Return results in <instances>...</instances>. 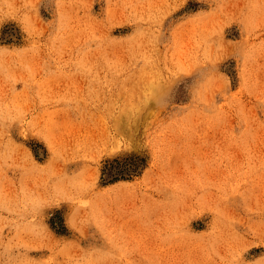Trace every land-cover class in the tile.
Returning <instances> with one entry per match:
<instances>
[{
  "label": "rangeland",
  "instance_id": "1",
  "mask_svg": "<svg viewBox=\"0 0 264 264\" xmlns=\"http://www.w3.org/2000/svg\"><path fill=\"white\" fill-rule=\"evenodd\" d=\"M0 230V264H264V0H0Z\"/></svg>",
  "mask_w": 264,
  "mask_h": 264
},
{
  "label": "bare ground",
  "instance_id": "2",
  "mask_svg": "<svg viewBox=\"0 0 264 264\" xmlns=\"http://www.w3.org/2000/svg\"><path fill=\"white\" fill-rule=\"evenodd\" d=\"M2 216H3V214H1ZM13 215H15V214H13ZM3 228V227H2ZM1 231V230H0ZM2 232H3V230H2ZM17 232V231H16ZM2 235V234H1ZM4 236V235H3ZM1 237V236H0Z\"/></svg>",
  "mask_w": 264,
  "mask_h": 264
}]
</instances>
